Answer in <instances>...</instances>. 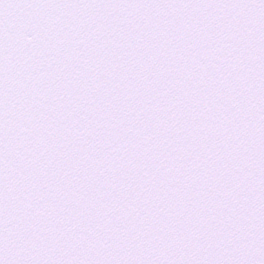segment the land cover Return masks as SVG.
<instances>
[{
	"label": "snow or ice",
	"instance_id": "1",
	"mask_svg": "<svg viewBox=\"0 0 264 264\" xmlns=\"http://www.w3.org/2000/svg\"><path fill=\"white\" fill-rule=\"evenodd\" d=\"M0 264H264V0H0Z\"/></svg>",
	"mask_w": 264,
	"mask_h": 264
}]
</instances>
